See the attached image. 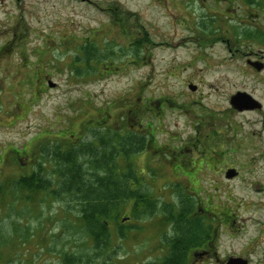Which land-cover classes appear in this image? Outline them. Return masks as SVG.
Masks as SVG:
<instances>
[{
    "label": "rangeland",
    "instance_id": "rangeland-1",
    "mask_svg": "<svg viewBox=\"0 0 264 264\" xmlns=\"http://www.w3.org/2000/svg\"><path fill=\"white\" fill-rule=\"evenodd\" d=\"M148 2L18 0L10 15L0 11L2 26L8 16L16 21L12 31L0 28V227L15 223L0 244V264H63V254L85 259L93 252V241L81 232L75 196L51 194L59 180L55 162L75 149L117 155L106 172L134 196L153 201L148 213L134 208V197L113 203L107 258L93 264L165 260L192 223L198 189L203 199L212 197L216 213L223 203L236 207L228 228L212 221L211 231L220 228L216 249L254 246V260L264 264V67L257 71L248 64L264 63V37L258 35H264V0H209L191 7L178 0V17L187 16L195 31L175 17L170 22L169 13ZM203 13L210 35L226 41L207 46L206 61L194 65L204 69L190 79L161 76L165 61H190L196 54L194 45L172 43L195 36ZM148 33L153 44L169 43L159 49L147 42L154 64H131L137 58L131 34ZM238 92L260 107L234 110L230 100ZM221 153L226 163L220 166ZM87 155L82 152L78 161L86 176L104 177L91 165L100 154ZM41 161L51 190L11 186ZM227 166L239 176L223 187ZM215 185L242 202H226Z\"/></svg>",
    "mask_w": 264,
    "mask_h": 264
},
{
    "label": "flooded vegetation",
    "instance_id": "flooded-vegetation-1",
    "mask_svg": "<svg viewBox=\"0 0 264 264\" xmlns=\"http://www.w3.org/2000/svg\"><path fill=\"white\" fill-rule=\"evenodd\" d=\"M130 1V0H129ZM148 4L151 6H159L160 10H164L166 13H169L170 15H167L166 17L169 19L170 22L174 20L179 26L185 25L187 29H190L191 31H195L192 26H190V20L187 16H179L181 15L180 8L178 7V0H148ZM209 0H181L182 4L185 5L186 7H191L192 3L196 2H201L203 5H206ZM227 0H214V3L216 5H219L220 2H226ZM230 1V0H228ZM18 7V0H0V11H6V15L11 14V5ZM117 3V7H118ZM193 8H190L192 10ZM201 11H205L206 7L200 8ZM8 10V11H7ZM183 10H189V8H184ZM175 11L177 13H175ZM111 14V13H110ZM189 16H192V12L189 13ZM192 18V17H191ZM206 14L203 13L201 15V20L200 22L196 21V33L195 36H187L183 37L181 41L177 44L172 43V46L176 48H188V45H194L196 46L194 52L196 54H192L193 57H189L190 61L187 60H168L165 61L167 65L162 67L163 73L161 76L172 79V78H188L190 79V76H194L193 74H197L199 70L204 69V67H200V69H196V62L203 63L206 61L205 59V50L208 45L211 44V42H216L217 40L221 41H226L224 39V36L220 37V34H215L213 32V36L210 35L211 29L209 28V25L205 21ZM15 19L12 20L11 16H8V19L5 21V25H1V20H0V28L1 26L3 28L7 27L8 31L13 30V26L15 25ZM125 22V20H124ZM210 29V32H209ZM141 34V33H140ZM215 34V35H214ZM149 36V33L147 34ZM147 36L143 35H135L131 34V38L133 39V45L137 47L136 50V56L137 58H140L138 60L137 58L132 61L131 64H136L144 66L147 64L153 63L152 57L149 56L148 54V46L147 42H150V45L159 48V49H164L166 44L169 42H161V43H154L153 40ZM215 36V37H214ZM143 38V39H141ZM220 38V39H219ZM150 39V40H149ZM2 47V46H0ZM1 50V49H0ZM231 51V50H230ZM143 54V57H142ZM154 64V63H153ZM248 64L253 67L255 70L259 71L264 67V63L258 60L255 61H248ZM208 67V66H206ZM161 69V68H160ZM196 72H190V70H193ZM185 73V74H184ZM150 75H154V71L149 72ZM184 74V75H183ZM191 74V75H190ZM199 78L202 77L198 76ZM234 110H236L234 107H232ZM238 111V110H236ZM241 112V111H240ZM225 153L220 154V161L223 159L224 161L221 163L225 164ZM222 174L224 175V179L220 181L219 185H223V187H226L227 184L226 182L235 180L239 176V171L233 167V166H227L225 169L221 170ZM216 173V172H215ZM218 174V173H216ZM224 181V182H223ZM216 187L215 189L221 194H223V198L227 201H230V199H233L236 201L239 200L242 202V199L235 198L234 196L228 197L227 195L225 196V191L222 192L221 187ZM197 187V186H196ZM195 193V189L192 190ZM261 191H264L262 188ZM197 196L198 201L200 202L199 205L194 209L193 214L189 217V220H192V223L189 224L190 230L189 232L183 233L184 239H178V241L174 242L172 245L176 247V249H180V252L177 253V255L174 257V259L179 255L180 258L174 260L175 264H230L233 260H238L234 261V264L236 262H240V264H262L259 260H254V255H255V249L256 247L254 246H249L244 248L240 252H234V251H224V252H219L216 247L215 243L217 241V237L220 233L219 227L216 226L212 231H211V224L214 219L219 220L218 224L221 223L225 228L229 227V224L232 223L233 221V214L235 212V208L229 207L228 204L223 203L222 207L217 210L218 213L213 211L211 209V204L212 197L210 195L207 196L206 199H203L200 197V193L202 192L201 189H198ZM241 207V206H239ZM195 219H201V222H194ZM217 224V225H218ZM216 232H215V231ZM211 231V232H210ZM257 242V240H256ZM170 255V253H169ZM260 259H263L261 257Z\"/></svg>",
    "mask_w": 264,
    "mask_h": 264
},
{
    "label": "trees",
    "instance_id": "trees-1",
    "mask_svg": "<svg viewBox=\"0 0 264 264\" xmlns=\"http://www.w3.org/2000/svg\"><path fill=\"white\" fill-rule=\"evenodd\" d=\"M249 1V0H248ZM264 37L263 34H258ZM264 40V39H262ZM133 139V138H132ZM89 148V147H88ZM15 152H18L15 150ZM88 154V157L92 155L95 157L96 153L100 154L97 159L91 161V165L94 166L97 171H105L104 177H100L97 174L88 175L93 176L95 180L86 176L82 165L78 162L80 154ZM100 153L96 152L95 149H75L72 152L66 153V156L62 157L61 161L55 162L57 169H53V174L58 175L57 186L54 190H51L54 183L51 178H48V174L45 168L42 166L41 161L38 166L33 167V170L26 175H21L16 180L12 181L11 186L20 188L21 190L26 189H46L47 186L51 190V194L59 199H69L72 195L75 196V202L80 204V215L78 221L82 225V233L87 238L93 241V252L88 253L87 256L82 257L81 255H75L72 253L63 254V264H93V261L100 260L101 257L106 256V249L108 248V240L111 238V231L108 228V218L110 213L114 211L113 203L117 202L119 198H135L136 209L142 208L144 212H150L153 208L152 198L135 195L134 190L126 186L122 179L119 181L114 179L110 173L106 170L111 167L112 160L116 157L111 155L110 152ZM31 168V167H30ZM46 182L47 185L42 184L41 181ZM8 230L6 227H0V244H3L5 235L10 233L11 226L14 227L15 223H10ZM190 228V227H189ZM187 226L181 233L189 232ZM185 238V237H184ZM178 240H175V242ZM180 249H176L174 245L170 246V255L163 261L154 264H175L174 260L179 259L178 255L174 257ZM93 254V258H92Z\"/></svg>",
    "mask_w": 264,
    "mask_h": 264
},
{
    "label": "water",
    "instance_id": "water-1",
    "mask_svg": "<svg viewBox=\"0 0 264 264\" xmlns=\"http://www.w3.org/2000/svg\"><path fill=\"white\" fill-rule=\"evenodd\" d=\"M54 86V84H51ZM190 89L196 90V86H190ZM231 104L232 106L238 110V111H244V110H250V109H255L256 107H260L259 103L254 100L250 95L244 92H238L231 98ZM234 261L238 260H233L230 264H234ZM236 264H240V262H236Z\"/></svg>",
    "mask_w": 264,
    "mask_h": 264
}]
</instances>
